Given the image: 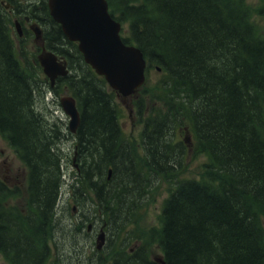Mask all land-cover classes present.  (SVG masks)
Instances as JSON below:
<instances>
[{
  "label": "trees",
  "instance_id": "trees-1",
  "mask_svg": "<svg viewBox=\"0 0 264 264\" xmlns=\"http://www.w3.org/2000/svg\"><path fill=\"white\" fill-rule=\"evenodd\" d=\"M108 1L112 14L128 24L125 41L140 47L148 71L161 68L140 133L141 158L124 135L116 92L65 37L47 0H34L26 10L43 21L48 47L72 70L54 87L36 57L19 56L11 16L0 4V133L28 168L24 206L7 202L20 191L0 181V251L12 264H45L55 230L76 227L60 216L68 193L85 204L92 219L124 233L121 243L110 247V264H151L147 242L128 249L133 238L128 229L155 176L183 168L186 143L173 136L176 125L186 122L195 148L209 158L206 171L201 178L175 179L150 237L166 264H264V36L251 20L249 4ZM62 85L81 113L74 134L38 107L48 88L59 95ZM142 104L139 99L140 109ZM70 137L80 170L66 178ZM83 217L78 229L88 219Z\"/></svg>",
  "mask_w": 264,
  "mask_h": 264
},
{
  "label": "rangeland",
  "instance_id": "rangeland-1",
  "mask_svg": "<svg viewBox=\"0 0 264 264\" xmlns=\"http://www.w3.org/2000/svg\"><path fill=\"white\" fill-rule=\"evenodd\" d=\"M29 0H20L21 7H24ZM252 10L251 19L257 29V31L264 36V0H246ZM6 2V1H5ZM23 14V15H22ZM18 15L10 14L13 21L12 24V33L16 40V49L18 54L23 56V50L26 52L28 59H34L36 54H40L42 49H39V42L36 41L34 33L31 32L29 24L25 21L21 24V29L23 34L19 37L17 35V28L15 26V20L24 18L29 14L20 13ZM30 16V15H29ZM32 18V17H31ZM34 22L39 25V21L34 19ZM42 26V24L40 23ZM39 25V26H40ZM127 31V24H124L125 34ZM159 73L156 70H151L148 74V81L140 87L139 92L136 96L131 98L120 97L118 99V104L120 107V124L123 129L125 137L131 139L136 145V153L139 158L142 156V148L139 145L140 133L145 124L146 118L149 116L152 107L150 106V96L149 93L154 91V86L159 80ZM60 97L69 95V92L66 88H60L59 90ZM58 97V99H60ZM139 98H142L143 108L141 113H139L136 108L135 101ZM39 109L49 118L60 117L65 122L68 123V117L61 110V106L57 101L49 95L45 98L39 100L38 103ZM59 109H58V108ZM189 137L190 141H186V137ZM184 141L186 143V153L182 159V165L184 166L178 173L175 175H170L166 177L163 174H157L156 182L150 189L148 193L147 202H145L143 208L141 209L140 216L137 218L136 222L129 228L134 231L135 236L132 240H129L128 243L131 246L139 245L144 242H147L151 246L150 257L152 260H156L157 257L162 256V251L157 244V242L150 237V230L157 229L159 227V214L162 210L163 203L165 198L169 195L170 191L174 187L175 178H189L195 177L199 178L205 174V165L208 162V157L205 153L198 151L195 148V142L191 138L190 131L188 132V124L183 122L177 124L174 130L173 141ZM71 156L74 152V142L70 141L65 144ZM66 173H71L76 167L72 164V161H67L64 167ZM27 168L21 159L17 156L14 149L8 144V142L0 134V177L8 182L12 188L18 189L20 194L18 197L13 198L12 202L15 204H24L25 199L27 198ZM67 195V193H66ZM93 196V194L91 193ZM68 196V195H67ZM75 206V208H73ZM71 207V208H70ZM81 213V205L72 199L69 204V209L65 211V215L62 217L63 220H71L77 225L79 221V216ZM63 214V213H62ZM262 224L264 225V214L260 215ZM92 221L89 220L85 222L82 230L78 228H69L58 229L54 234V239H50V244L52 246V256L47 264H79V262L70 257V253L73 252L74 248H79L80 246L86 247V255L92 257L91 260H88V264H106L107 261V247L104 248L105 244L101 249L98 250V253L95 254L92 246L96 247V237L99 232V226H94L93 237L85 233L88 225ZM111 245L117 246L121 243L123 235L115 237L113 233H110ZM155 241V242H153ZM132 247V248H133ZM96 258V259H94ZM0 255V263L9 264V262L4 260Z\"/></svg>",
  "mask_w": 264,
  "mask_h": 264
},
{
  "label": "water",
  "instance_id": "water-1",
  "mask_svg": "<svg viewBox=\"0 0 264 264\" xmlns=\"http://www.w3.org/2000/svg\"><path fill=\"white\" fill-rule=\"evenodd\" d=\"M51 14L61 23L65 35L79 41L85 60L110 85L127 96L145 81L146 59L140 48L126 44L120 31L122 24L109 12L107 0H48ZM45 73L54 82L68 74L66 64L50 51L39 56ZM64 111L70 115V129L76 131L80 112L74 97L62 99ZM165 264L162 258H158Z\"/></svg>",
  "mask_w": 264,
  "mask_h": 264
},
{
  "label": "flooded vegetation",
  "instance_id": "flooded-vegetation-1",
  "mask_svg": "<svg viewBox=\"0 0 264 264\" xmlns=\"http://www.w3.org/2000/svg\"><path fill=\"white\" fill-rule=\"evenodd\" d=\"M26 18V20L29 22V25H30V28L32 29H34L35 28V25L33 24V20L30 18V17H28V16H26L25 17ZM0 255L2 256V254H1V252H0ZM5 260V259H4ZM6 261V260H5ZM0 264H2V263H0Z\"/></svg>",
  "mask_w": 264,
  "mask_h": 264
},
{
  "label": "bare ground",
  "instance_id": "bare-ground-1",
  "mask_svg": "<svg viewBox=\"0 0 264 264\" xmlns=\"http://www.w3.org/2000/svg\"><path fill=\"white\" fill-rule=\"evenodd\" d=\"M148 153V152H147Z\"/></svg>",
  "mask_w": 264,
  "mask_h": 264
}]
</instances>
